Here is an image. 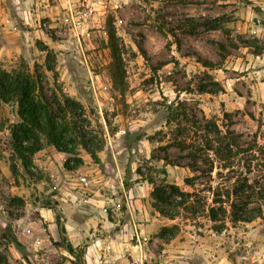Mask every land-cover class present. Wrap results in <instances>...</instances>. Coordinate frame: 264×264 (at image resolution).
Instances as JSON below:
<instances>
[{
  "label": "rangeland",
  "instance_id": "374dc122",
  "mask_svg": "<svg viewBox=\"0 0 264 264\" xmlns=\"http://www.w3.org/2000/svg\"><path fill=\"white\" fill-rule=\"evenodd\" d=\"M5 3L18 28L13 38L23 39L10 46L27 58L13 53L1 65L11 71L24 63L32 72L38 66L48 96L63 90L80 102L105 146L99 163L79 147L84 166L68 171L75 156L45 141L27 173L12 147L17 106L2 107L0 257L10 264H264V220L228 224L222 233L206 216L171 221L155 210L149 182L193 191L185 185L194 176L185 153L166 150L179 166L160 160L171 142L170 107L183 102L239 136L247 152L236 170L249 166L251 182L264 187V0ZM203 86L221 91L200 93ZM220 167L201 177L197 190L230 181L233 173ZM174 224L179 235L161 240V228ZM8 225L20 247L2 237Z\"/></svg>",
  "mask_w": 264,
  "mask_h": 264
},
{
  "label": "trees",
  "instance_id": "16d2710c",
  "mask_svg": "<svg viewBox=\"0 0 264 264\" xmlns=\"http://www.w3.org/2000/svg\"><path fill=\"white\" fill-rule=\"evenodd\" d=\"M212 30L217 26L212 25ZM113 47L115 45L113 44ZM219 47L224 50V45ZM116 50V49H115ZM47 56V68L56 75V68L50 64V51ZM211 68V64H204ZM218 84H215L217 87ZM221 89L211 90L207 86L200 88V93L216 94ZM60 93V95H59ZM17 106L20 122L10 127L12 147L18 161L27 173L34 167L33 157L44 149L47 141L58 152L75 156L65 163L68 171H75L84 166L77 149L81 147L99 163V152L104 149L105 140L94 135L91 122L88 120L84 106L70 95L58 90L50 98L46 92L43 76L38 66L32 72L27 64L8 71L0 65V112L3 106ZM170 126V144L164 148L175 147L185 153L190 161L186 165L194 174L185 179V185L193 191H185L177 184L154 178L149 182L154 186L152 199L155 210L163 217L175 221L182 216L197 220L206 216L212 223V230L222 233L228 224L251 223L257 219L264 220V187L258 180L251 182L248 171L236 170L235 160L246 154L247 150L239 144V136L232 130L223 133L220 126L213 120L199 117L195 110L183 102L170 107L167 117ZM160 160L167 165L179 166L173 161L169 152ZM221 169L233 173L232 179L219 184L210 190H197L200 178L212 177L216 163ZM16 167H13V172ZM263 179V178H262ZM226 183H229L226 184ZM211 193L209 199L204 193ZM205 195V196H204ZM65 234V227L62 226ZM181 231L178 224L164 226L158 237L163 241L176 238ZM2 237L20 247L13 233L12 226L2 230ZM69 253L75 255L76 250L70 244ZM79 257L83 259L84 252ZM0 264H10L8 259L0 257Z\"/></svg>",
  "mask_w": 264,
  "mask_h": 264
},
{
  "label": "crops",
  "instance_id": "0c3cea01",
  "mask_svg": "<svg viewBox=\"0 0 264 264\" xmlns=\"http://www.w3.org/2000/svg\"><path fill=\"white\" fill-rule=\"evenodd\" d=\"M11 17L10 12L8 10V7L5 3V0H0V38L4 39L3 42L8 41L6 44L2 45L0 47V65L8 58L15 54H19L23 56L24 58H27L26 50H23L22 48L17 47L16 50H13L11 45V40H14V42L19 43L23 41L22 38L14 39L13 33L18 32V28L16 27L14 20L11 19V22L8 23V19ZM16 27V28H15Z\"/></svg>",
  "mask_w": 264,
  "mask_h": 264
},
{
  "label": "built area",
  "instance_id": "2783aa9c",
  "mask_svg": "<svg viewBox=\"0 0 264 264\" xmlns=\"http://www.w3.org/2000/svg\"><path fill=\"white\" fill-rule=\"evenodd\" d=\"M10 18H11V17H9V19H8V21H7L8 23H10V22H11V19H10ZM15 28H16V27H15Z\"/></svg>",
  "mask_w": 264,
  "mask_h": 264
}]
</instances>
